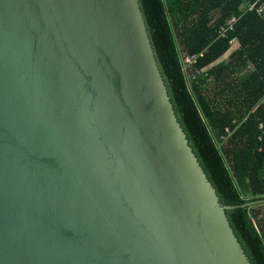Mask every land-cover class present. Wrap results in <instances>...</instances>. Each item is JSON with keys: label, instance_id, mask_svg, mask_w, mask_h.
I'll return each mask as SVG.
<instances>
[{"label": "water", "instance_id": "95a60500", "mask_svg": "<svg viewBox=\"0 0 264 264\" xmlns=\"http://www.w3.org/2000/svg\"><path fill=\"white\" fill-rule=\"evenodd\" d=\"M234 206L187 143L138 0H0V264H250Z\"/></svg>", "mask_w": 264, "mask_h": 264}, {"label": "trees", "instance_id": "16d2710c", "mask_svg": "<svg viewBox=\"0 0 264 264\" xmlns=\"http://www.w3.org/2000/svg\"><path fill=\"white\" fill-rule=\"evenodd\" d=\"M138 1L187 143L219 202L235 205L225 215L250 264H264V203L241 206L264 199V141L256 137L264 110V15L240 12L242 0ZM231 14L239 16L234 29L218 36ZM232 38L237 48L211 64ZM191 54L194 61L184 65Z\"/></svg>", "mask_w": 264, "mask_h": 264}, {"label": "built area", "instance_id": "2783aa9c", "mask_svg": "<svg viewBox=\"0 0 264 264\" xmlns=\"http://www.w3.org/2000/svg\"><path fill=\"white\" fill-rule=\"evenodd\" d=\"M238 9L240 12L245 11H253L258 15H264V0H242V2L239 4ZM239 16L235 14H231L229 17H227L224 21V23L220 24L217 28V35L220 37H227L229 32H231L234 29V24ZM236 41V38H232L230 40V44ZM196 55H185L182 58V62L184 65H188L191 62L194 61ZM252 65L248 63L246 65V68H250ZM261 102H264V94L260 100ZM234 122V120H233ZM227 132L229 131L227 128L225 129ZM257 140L260 142L264 141V110L257 122V134H256Z\"/></svg>", "mask_w": 264, "mask_h": 264}, {"label": "crops", "instance_id": "0c3cea01", "mask_svg": "<svg viewBox=\"0 0 264 264\" xmlns=\"http://www.w3.org/2000/svg\"><path fill=\"white\" fill-rule=\"evenodd\" d=\"M262 1H263V0H262ZM233 44H234V45H233ZM233 44H230V47L226 50V52H227L229 49H231V51H232V50H234L235 48H237V46H238V42L235 41V43H233ZM231 46H233V47H231ZM231 51H230V52H231ZM230 52H229V53H230ZM224 53H225V52H224ZM224 53H223V54H224ZM223 54H222V55H223ZM221 60H222V59H221ZM218 61H220V60L217 59V60H215V61H214L213 63H211V64H215V63H217ZM211 64H210V65H211ZM210 65H209V66H210Z\"/></svg>", "mask_w": 264, "mask_h": 264}, {"label": "rangeland", "instance_id": "374dc122", "mask_svg": "<svg viewBox=\"0 0 264 264\" xmlns=\"http://www.w3.org/2000/svg\"><path fill=\"white\" fill-rule=\"evenodd\" d=\"M233 45H234V44H233ZM231 47H233V46H231ZM230 51H231V49H229L227 52H225L223 55H221V56L218 58V60H221V59L226 58Z\"/></svg>", "mask_w": 264, "mask_h": 264}, {"label": "bare ground", "instance_id": "6f19581e", "mask_svg": "<svg viewBox=\"0 0 264 264\" xmlns=\"http://www.w3.org/2000/svg\"><path fill=\"white\" fill-rule=\"evenodd\" d=\"M233 43H235V42H233Z\"/></svg>", "mask_w": 264, "mask_h": 264}, {"label": "clouds", "instance_id": "9594fccd", "mask_svg": "<svg viewBox=\"0 0 264 264\" xmlns=\"http://www.w3.org/2000/svg\"><path fill=\"white\" fill-rule=\"evenodd\" d=\"M237 41V40H236Z\"/></svg>", "mask_w": 264, "mask_h": 264}]
</instances>
